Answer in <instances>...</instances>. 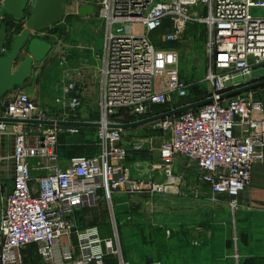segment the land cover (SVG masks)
<instances>
[{"label": "built area", "instance_id": "2783aa9c", "mask_svg": "<svg viewBox=\"0 0 264 264\" xmlns=\"http://www.w3.org/2000/svg\"><path fill=\"white\" fill-rule=\"evenodd\" d=\"M75 3L78 10L93 5L94 16L103 24L99 117L80 116L85 103L78 82L62 78L64 93L57 102L65 116L50 113L29 93L16 89L0 118L97 122L99 151L74 156L66 166L60 156V137L63 133L78 135L84 127L0 119V141L11 136L14 142L13 189L3 193L0 218V264H26L23 251L32 244L47 264H109L112 258L118 259L115 264H129L120 248L106 249L112 241L104 239L97 226L81 227L76 216L83 207L99 206L103 196L111 198L119 188L153 194L173 190V181L179 177L169 169L164 182L131 175L126 165L130 151L143 144L125 142L128 129L116 127L163 113L155 106H166L167 112L212 99L152 124L169 134V140L159 147L163 166L171 169L178 157L196 163L200 180L208 183L215 195L232 197L233 212L239 207L237 197L252 184L253 165L264 163V102L253 90L225 96L250 85L255 71L264 68V15L253 12L264 8V0ZM4 4L5 0H0V8ZM166 23L170 31L154 41L152 36ZM189 24L207 28L205 79L211 88L206 96L185 102L192 84L182 75L180 48L166 43L181 42ZM65 240L70 247L58 255L57 248Z\"/></svg>", "mask_w": 264, "mask_h": 264}, {"label": "crops", "instance_id": "0c3cea01", "mask_svg": "<svg viewBox=\"0 0 264 264\" xmlns=\"http://www.w3.org/2000/svg\"><path fill=\"white\" fill-rule=\"evenodd\" d=\"M263 9L255 8L253 12L256 15H264ZM64 10L65 18L62 22L32 31L34 37L44 39L52 46L51 51L42 61L34 62L32 75L23 86L14 88L0 99V116L16 89L29 93L50 113L65 116V111L58 109L57 102L64 93L62 78L78 82L85 103L80 111L82 118H90V114L98 108L100 84L98 67L102 48L98 57L96 51L98 41L93 29L89 28L86 35L82 36L86 38L85 41L78 42L75 41L78 38L74 31L78 22L89 24L96 17L82 16L75 0H69L64 5ZM7 19L15 21L12 27L14 33L11 35L18 36L24 29L23 23L16 21L9 14ZM62 58H66L64 64H60ZM257 95L264 102V87L260 88ZM149 125L152 124L139 127ZM139 127L131 129L136 130ZM63 135L67 134L63 133L61 136ZM138 141L143 147L131 150L126 163L131 169V175L153 178L158 182L166 181L168 179L166 168L163 165H160V168L153 167L159 165L157 160L160 140L142 137L136 140ZM61 146L60 156L66 166L72 157L78 156L77 152L80 149H86L87 155L99 151L97 139H91L88 135H83V139L79 140H63ZM13 151V138L5 136L0 141V177L3 184H0V218L4 206L3 193L5 191L9 193L13 189ZM174 167V175L179 177V180L171 192L153 194L147 190H139L132 193L126 188H119L114 191L107 211L98 209L100 205L83 207L77 213V223L81 227H83L81 223H85L86 227L97 226L102 237L112 241L107 244L106 249L121 247L123 258L129 264H144L147 261L150 255L146 240L149 234L146 233L155 227L157 229L155 232H158L156 239L167 240L171 237V244L176 243L177 246L172 250L174 257L164 258L163 264H237V261L239 264H264V163L257 162L253 165L252 184L237 197L239 207L234 212L230 206L232 197L215 195L210 185L200 180V170L196 163L178 157ZM104 198L106 197L103 196L102 204ZM153 215L156 224L150 222ZM107 228L111 233L115 230V236L108 233ZM66 241L59 244L58 255L70 247ZM23 253L25 262L29 264H33L29 262L32 259H43L34 244L27 246ZM155 253L163 258L162 251L158 250ZM117 262V258L108 261L109 264Z\"/></svg>", "mask_w": 264, "mask_h": 264}, {"label": "water", "instance_id": "95a60500", "mask_svg": "<svg viewBox=\"0 0 264 264\" xmlns=\"http://www.w3.org/2000/svg\"><path fill=\"white\" fill-rule=\"evenodd\" d=\"M69 0H5L3 9L0 12V99L16 87H21L32 75L34 62L42 61L51 51L52 46L44 39L33 36L35 30L60 23L65 18L64 5ZM82 16H93L95 7L85 4L79 8ZM11 15L16 21L24 24V29L18 36H12L11 45L5 47L14 33L11 26L4 22L7 15ZM15 22V21H13ZM13 35V34H12ZM264 86V80L250 84L244 88L237 89L225 94L226 97L239 94L243 91L253 90ZM212 99H205L194 102L176 109L169 110L142 120L118 124L116 127L124 129L136 128L148 123H153L168 116L176 115L183 111L200 107L211 102ZM8 122L46 125H76L99 127V123L82 121H55V120H30L0 118Z\"/></svg>", "mask_w": 264, "mask_h": 264}, {"label": "rangeland", "instance_id": "374dc122", "mask_svg": "<svg viewBox=\"0 0 264 264\" xmlns=\"http://www.w3.org/2000/svg\"><path fill=\"white\" fill-rule=\"evenodd\" d=\"M89 28H91V30L93 29L94 36L97 38L98 50H96V51H97V55L99 57V55L101 53L102 42H103V24L98 19L95 18L89 24L82 22V21L78 22L77 26L74 28L75 34L77 33L78 39L75 40L76 39L75 38L74 40L77 42H78V40L79 41H85L84 39H86V38H83L82 36L86 35V32L89 30ZM170 29H171L170 26L166 23L162 29H160L158 32H156L152 36L153 40L159 41L161 39L162 35L169 32ZM73 32L71 34H73ZM207 35H208L207 28L205 26H203L202 24H194V25L189 24L184 35H183V40L181 42H179L178 47L180 48L181 54H182L181 64H180L182 75L184 77H186L192 84L190 96L186 99L187 101L192 100V98H195L197 96H201V97L206 96L209 93V89L211 88V84L209 82H207L205 79V74H206V71L208 68V59L206 56ZM261 80H264V68L255 71L254 76L251 80V84L259 82ZM262 87H264V86L255 88L252 91V93L258 98H259V96L257 95V93L259 92L260 88H262ZM34 101H35V99H34ZM98 117H99V111L97 108V109H95L94 112H92L90 114V118L91 119H97ZM83 135L84 136L88 135L91 137V139L96 138V129H86L85 128L84 131H82L79 135H73V136H68V134L63 135L60 138L61 139L60 140L61 145H62L63 140L64 141L65 140H71V139L79 140V139H83ZM142 137H154L155 140H160V142H162L164 140L165 141L169 140V134L164 132V130H162L161 128H159L157 126L155 127L153 124L149 125V126L139 127L136 130L131 129V130L126 131V135H125L124 140L126 142H128L129 144H131L132 142H136L137 139H140ZM80 142H83V141H80ZM61 145H60V147H62ZM84 145H83V147H85ZM158 152H159V160H157V162H159V165H163L162 163H165V161L161 155V151L158 150ZM77 153H78V155H85L86 149H84V148L80 149ZM174 164H173L171 169H170V167H167V166H164V167L166 168V170L169 169V172L171 174H174V168H175ZM187 164H188V162H187ZM153 180L155 182H158L155 179H153ZM164 181H161V182H164ZM173 182L177 183L178 180L174 179ZM112 197H113V194H112ZM111 200H112L111 198H104L103 204L101 203L100 207H98V209L107 211L108 204H111ZM107 217H108V215H107ZM155 221L156 220H154V215H153V218L150 219V222H152V224H156ZM81 225L83 227H86L85 223H81ZM153 227H155V226H153ZM195 229H196V227H194V230ZM156 230L157 229L155 227L153 230H151V232L146 233V234H149L146 236V240H147L148 252H149L150 256L146 259L147 261L144 262V264H155L157 262H159L160 264H163L164 258L172 259L174 257L172 255V250H174V248L177 247L176 243L171 244V242H170L171 237H168L167 240H164L163 238L156 239V234H158V232H155ZM107 231H108V233H111L108 230V228H107ZM165 234L168 235V232H166ZM171 234H172V231H171ZM111 235L115 236V230H113ZM71 237H72L73 241L77 242L76 234L72 233ZM117 237L119 238L118 234H117ZM158 250L162 251L163 258L160 257L161 255H156L155 252ZM177 257H178V255H177ZM177 260H181V259L177 258ZM29 262H33V264H46L45 261L43 259H40V258H35V260L32 259Z\"/></svg>", "mask_w": 264, "mask_h": 264}, {"label": "trees", "instance_id": "16d2710c", "mask_svg": "<svg viewBox=\"0 0 264 264\" xmlns=\"http://www.w3.org/2000/svg\"><path fill=\"white\" fill-rule=\"evenodd\" d=\"M4 22L6 24H9L11 26V28L14 26V22L11 21L10 19L5 18L4 19ZM11 40H12V35H11V39L8 41V44L11 43ZM166 46H168V47H178L179 46V42H168V43H166ZM202 97H204V96H202ZM202 97L201 96H197L198 99L199 98H202ZM155 110L158 113H160V112L166 111L167 109H166V106H160V105H158V106H155ZM26 264H29V263H26Z\"/></svg>", "mask_w": 264, "mask_h": 264}, {"label": "bare ground", "instance_id": "6f19581e", "mask_svg": "<svg viewBox=\"0 0 264 264\" xmlns=\"http://www.w3.org/2000/svg\"><path fill=\"white\" fill-rule=\"evenodd\" d=\"M173 188H174V187H173ZM173 188H172V189H173Z\"/></svg>", "mask_w": 264, "mask_h": 264}]
</instances>
